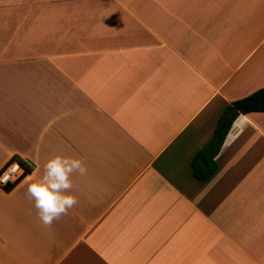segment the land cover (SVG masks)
<instances>
[{
    "label": "crops",
    "instance_id": "1",
    "mask_svg": "<svg viewBox=\"0 0 264 264\" xmlns=\"http://www.w3.org/2000/svg\"><path fill=\"white\" fill-rule=\"evenodd\" d=\"M262 86L264 0H0V168L30 164L0 185V264H264V111L191 167ZM57 153L87 171L46 226L28 186Z\"/></svg>",
    "mask_w": 264,
    "mask_h": 264
},
{
    "label": "clouds",
    "instance_id": "2",
    "mask_svg": "<svg viewBox=\"0 0 264 264\" xmlns=\"http://www.w3.org/2000/svg\"><path fill=\"white\" fill-rule=\"evenodd\" d=\"M245 119L243 114L237 117L239 121ZM43 168L42 175L29 184L28 194L41 222L50 226L77 203V197L70 191L71 176L76 172L83 175L87 169L81 158L59 153L49 157Z\"/></svg>",
    "mask_w": 264,
    "mask_h": 264
},
{
    "label": "trees",
    "instance_id": "3",
    "mask_svg": "<svg viewBox=\"0 0 264 264\" xmlns=\"http://www.w3.org/2000/svg\"><path fill=\"white\" fill-rule=\"evenodd\" d=\"M232 108L233 111H231ZM250 111H264V86L231 101L224 108L216 121L212 136L194 153L191 159L192 171L196 178L208 179L214 173L217 168L215 156L218 154L232 122L239 113Z\"/></svg>",
    "mask_w": 264,
    "mask_h": 264
},
{
    "label": "built area",
    "instance_id": "4",
    "mask_svg": "<svg viewBox=\"0 0 264 264\" xmlns=\"http://www.w3.org/2000/svg\"><path fill=\"white\" fill-rule=\"evenodd\" d=\"M30 164L26 160L12 159L0 168V185L10 186L24 173L28 172Z\"/></svg>",
    "mask_w": 264,
    "mask_h": 264
},
{
    "label": "water",
    "instance_id": "5",
    "mask_svg": "<svg viewBox=\"0 0 264 264\" xmlns=\"http://www.w3.org/2000/svg\"><path fill=\"white\" fill-rule=\"evenodd\" d=\"M234 109L232 108V111H233Z\"/></svg>",
    "mask_w": 264,
    "mask_h": 264
}]
</instances>
